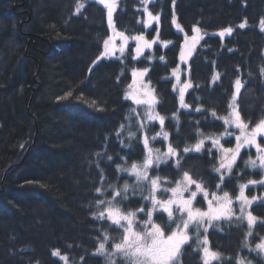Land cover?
<instances>
[{
	"label": "trees",
	"instance_id": "trees-1",
	"mask_svg": "<svg viewBox=\"0 0 264 264\" xmlns=\"http://www.w3.org/2000/svg\"><path fill=\"white\" fill-rule=\"evenodd\" d=\"M112 21L152 47L137 55L131 40L122 55L102 56L110 25L98 0H0V264H130L113 255L123 228L107 219V202L128 185L117 206L137 212L143 230L151 185L130 169L147 145L164 153L148 169L163 188L186 173L202 189L196 205L206 206L205 193L235 199L231 216L191 227L174 264H205L206 245L217 256L208 264H264L258 151L242 148L231 167L219 166L222 147L237 144L231 112L249 126L264 120V0H117ZM196 31L183 63V43ZM178 67L190 84L183 95L172 76ZM134 69L145 70L163 123L127 96ZM169 146L175 155H165ZM242 189L253 199L245 208ZM152 220L166 233L175 226L160 211Z\"/></svg>",
	"mask_w": 264,
	"mask_h": 264
},
{
	"label": "snow or ice",
	"instance_id": "snow-or-ice-1",
	"mask_svg": "<svg viewBox=\"0 0 264 264\" xmlns=\"http://www.w3.org/2000/svg\"><path fill=\"white\" fill-rule=\"evenodd\" d=\"M241 27H244V25L242 24ZM139 39H142V37H140ZM139 51L140 49L137 48V52ZM237 84H239V81H237ZM235 121L236 127L241 129L247 127L240 121L239 113H235ZM162 122L163 119L161 118V123ZM257 135H264V121H262L259 125L256 126L255 129L252 130L250 136H244L245 143L254 144L258 152L264 153V148H261L260 144L256 142ZM236 139L237 141H240L241 137L237 136ZM215 143L219 142L216 141ZM145 144H147V141H145ZM201 144L196 145V151H200ZM241 146L242 145L240 143L237 144L235 154L232 155V162H235L236 154L239 153ZM185 151H188V149H185ZM165 155H175L174 149L169 147L168 153H166ZM260 160L262 166H264V155L260 156ZM152 163L153 161L149 155V157L142 165L133 164L130 169V174L135 175L138 181H147L151 185L149 195L145 196L144 199L149 200L152 207L147 213H145L148 219L146 221H143V230H135V225L137 222V212H123L117 206L118 201H116L115 197L125 199L128 195V185H125L124 189L116 191L113 201L107 202L109 204V207L107 209V219L111 220L116 225H120L123 228L122 238L120 242L115 243V251L113 255H122L130 262V264H173L174 258L179 252L181 245L188 240V229L190 227L199 229V227L206 222L205 218H207V222H211V220L218 218V216L213 215L211 202H209L210 207L208 211L193 209L192 203L196 197L195 192L192 193L190 198H183L182 192L189 191L188 184L195 183V181H192L186 173L184 179L187 180L188 184H184V182L181 181L177 184L176 187L161 189L159 177L152 178L148 176V169L152 165ZM251 163L255 165V161H252ZM126 171L128 170L126 169ZM196 187L197 189L202 190L200 185L197 184ZM97 191H100V189H97ZM158 191L171 192L172 195L168 199H159L156 195ZM226 196L227 194H225V197ZM100 203L103 204L106 202L101 201ZM174 206L176 207V210L181 213V223L177 224L176 231H173L170 235L166 236L161 226L156 224L152 220V214L154 211L166 213L169 220L175 222L173 211ZM138 212H144V209L141 208L138 210ZM185 215L187 219H184ZM100 216L104 217L105 213L101 212ZM248 219L249 227H251V222L254 218L251 217L250 213ZM206 230L207 229H205V231ZM205 243H207L206 238ZM256 248L264 252V241L257 244ZM103 250L104 244L101 243L100 251ZM204 253L206 257L211 256L212 259L217 258L216 254L209 253L207 248L204 249ZM205 264H208L207 259L205 260ZM239 264H245V261L241 259L239 261Z\"/></svg>",
	"mask_w": 264,
	"mask_h": 264
},
{
	"label": "rangeland",
	"instance_id": "rangeland-1",
	"mask_svg": "<svg viewBox=\"0 0 264 264\" xmlns=\"http://www.w3.org/2000/svg\"><path fill=\"white\" fill-rule=\"evenodd\" d=\"M98 1L100 3H102L103 5H105V7L107 8L109 25H110V34H109V36L107 37V39L105 41L104 50H103L102 56L112 57V56H120V55H122V53L126 49L127 44L131 40H133L135 42V50H136V54L137 55L143 54L146 50H148V49H150L152 47V41L148 40L146 37L141 36V35L135 36L133 38L128 37L126 34H124L123 32L119 31L114 26V23L112 21V16H113V12H114V10L116 8V5H117V0H98ZM154 20H155V17L152 14L147 13V23L151 24ZM226 32H228V31H224V33H226ZM140 37H142V39H139ZM200 37H201V32L200 31H196L193 35L188 36L186 38L185 42L183 43L182 53H181V60H182L183 63H188L189 58L193 54L194 49H195ZM137 48L140 49L139 52H137ZM183 72H184V69L182 67H178L172 72V76L174 78L175 84H176L179 92L182 95L190 87V84H189L188 80H183L182 79ZM145 76H146L145 70H142V69H134L133 70L132 79H131V82L129 84L128 90H127V96L130 99H132L136 104L146 106V109H147L146 110V119L147 120L159 122L161 124V118L163 119V116L156 109L157 95H156L155 90L151 86V84L146 80ZM235 113H238L236 109H234L231 112V115L228 117V123L233 128L238 129L239 134L237 136L241 137L240 141H237V144L240 143L242 146H241V148L239 150V153L236 154V159H235V161H236L238 156H239V154H240V152H241V150H242V148L251 147V146L256 148V146L254 144L245 143L244 136L245 135L250 136L252 130L255 129L256 126L259 125L261 122L259 124L255 125V126H249L241 118V116L239 115L240 121L244 125H246L247 127L244 128V129L238 128V127H236ZM261 137L264 138V135H257L256 142L258 144H260L261 148H264V145L260 141ZM237 144H236V146H237ZM236 146L232 147V148H224V147H222L221 153H220L221 155H220V165H219L221 168H229V167H231L233 165L234 162H232V155L235 154ZM169 147H168L166 153H168ZM229 150H231V151H229ZM149 155H150L153 163L156 160H163L165 158L164 153L157 152L150 145H147V156H146V159L149 157ZM261 155H264V153L258 152V159L257 160H258V162L260 164H261V160H260V156ZM145 160L141 164H136V165H142L145 162ZM187 176L190 177L188 174H187ZM184 177H183L182 181L184 182V184H188L187 180H185ZM191 180L194 181L192 178H191ZM188 187H189V191L182 192V196H183L184 199H188V198L191 197L193 192L196 193V197H195V199L193 200V203H192L193 209H199L200 211H208L209 207H210L209 202H211V208L213 209V215L214 216H218L217 219H213V220H211V222H207V218H205L206 222L202 224L204 227L207 228L211 224L216 222L217 220L225 218V217H229V216L232 215L233 210H234V201H235V199L231 198L229 195H227L226 197H225V194H214L212 196H209L207 193H205L206 194V201H207L206 202V206L205 207H200V206L196 205V199H197V196H198L199 192H201L202 190L194 188V183L188 184ZM160 188L163 189V186L161 184H160ZM156 195H157V198H159V199H168L172 194L170 192L169 195H167L166 197H163L161 194H159V191H158L156 193ZM237 200H238V203H239L241 208H243V207L245 208L246 206L251 204V202L253 201V199H251L248 196H246V194L244 192V189H242L240 191V193H239V195L237 197ZM173 211H174L175 226H174V228H173V230L171 232L176 231L177 224L181 223V220H180L181 213L176 210L175 206L173 208ZM246 214L249 216V212L246 211ZM250 215H251V213H250ZM251 217H253V216L251 215ZM184 219H187L186 215L184 216ZM252 222H254V219L252 220ZM190 229H191V227L187 231L188 240L190 238ZM135 230L136 231H141V230H139L136 227V225H135ZM171 232L166 233L164 231L166 236L170 235ZM262 241H264V237L261 239V241L259 243H261ZM184 244L181 245V247L179 249V252H180V250H181V248H182V246ZM205 248L208 249L209 253H214V252L211 251L208 248L207 245L203 248L204 258H205V260L207 259L208 263H209L213 259L211 258V256H209V257L205 256V253H204V249ZM179 252L177 253L176 257L174 258V261L176 260ZM174 261H173V264H174Z\"/></svg>",
	"mask_w": 264,
	"mask_h": 264
}]
</instances>
